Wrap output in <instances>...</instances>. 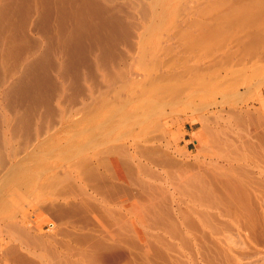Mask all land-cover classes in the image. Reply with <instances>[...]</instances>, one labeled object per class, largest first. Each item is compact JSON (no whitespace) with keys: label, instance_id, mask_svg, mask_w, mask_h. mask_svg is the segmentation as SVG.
I'll use <instances>...</instances> for the list:
<instances>
[{"label":"rangeland","instance_id":"obj_1","mask_svg":"<svg viewBox=\"0 0 264 264\" xmlns=\"http://www.w3.org/2000/svg\"><path fill=\"white\" fill-rule=\"evenodd\" d=\"M262 148L264 0H0V264H264Z\"/></svg>","mask_w":264,"mask_h":264},{"label":"bare ground","instance_id":"obj_2","mask_svg":"<svg viewBox=\"0 0 264 264\" xmlns=\"http://www.w3.org/2000/svg\"><path fill=\"white\" fill-rule=\"evenodd\" d=\"M263 150H259V157H258V173H259V180H260V187H259V201H260V206L262 209H264V148ZM263 257V256H262Z\"/></svg>","mask_w":264,"mask_h":264}]
</instances>
